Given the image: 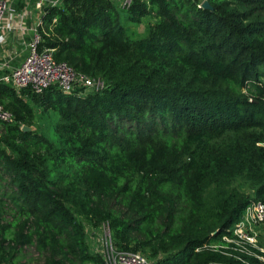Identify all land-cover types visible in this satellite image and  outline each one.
Returning <instances> with one entry per match:
<instances>
[{
    "label": "trees",
    "instance_id": "16d2710c",
    "mask_svg": "<svg viewBox=\"0 0 264 264\" xmlns=\"http://www.w3.org/2000/svg\"><path fill=\"white\" fill-rule=\"evenodd\" d=\"M203 1L46 10L39 49L104 87L35 93L0 82L13 115L0 122V264H22L26 246L40 264H104L85 223L107 224L116 249L155 264H238L195 248L264 201V0ZM147 17L144 36L129 34L124 18ZM29 100L56 115L54 139Z\"/></svg>",
    "mask_w": 264,
    "mask_h": 264
},
{
    "label": "built area",
    "instance_id": "2783aa9c",
    "mask_svg": "<svg viewBox=\"0 0 264 264\" xmlns=\"http://www.w3.org/2000/svg\"><path fill=\"white\" fill-rule=\"evenodd\" d=\"M122 1L129 4L131 0ZM62 2L63 0H0V43L12 35L25 51L21 62L15 67L7 68L0 76V82L17 92L29 88L35 93H42L50 86H56L63 93H70L77 88L100 90L104 87L102 80L76 71L66 61L56 60L53 49H39L42 42L39 27L42 25L43 15L48 8L60 6ZM0 67H8V64L1 63ZM258 84L264 88V77L258 80ZM0 122H13L12 113L2 104ZM227 231L219 241L196 247L195 251H218L234 258L238 264H252L250 257L264 261V201L249 202L240 218ZM101 232V238L91 249L101 254L104 264H155L154 259L141 252L116 249L107 224L101 226Z\"/></svg>",
    "mask_w": 264,
    "mask_h": 264
},
{
    "label": "rangeland",
    "instance_id": "374dc122",
    "mask_svg": "<svg viewBox=\"0 0 264 264\" xmlns=\"http://www.w3.org/2000/svg\"><path fill=\"white\" fill-rule=\"evenodd\" d=\"M118 5H122V0H115ZM154 20L152 18H143L140 23H130L124 18V22L127 23V30L129 34L133 35L135 38L144 36L147 32L148 22L152 23ZM29 104L32 107L34 112V121L35 125L38 126L39 130L43 132L47 137H55L53 130V121L56 115L49 111L44 110L42 106L38 105L35 102L29 100ZM248 192L251 193V190L248 189ZM6 219H9L8 215H5ZM85 229L87 232V240L90 248L93 244L96 243L98 239L101 238V226L93 228L88 223H85ZM142 253V252H141ZM144 254V253H143ZM145 255V254H144ZM146 256V255H145ZM17 260L22 264H40L41 258L38 253L34 250L32 246H26L18 252L16 255ZM154 259V258H152ZM158 259V256L155 258Z\"/></svg>",
    "mask_w": 264,
    "mask_h": 264
},
{
    "label": "crops",
    "instance_id": "0c3cea01",
    "mask_svg": "<svg viewBox=\"0 0 264 264\" xmlns=\"http://www.w3.org/2000/svg\"><path fill=\"white\" fill-rule=\"evenodd\" d=\"M25 51L16 43L12 35L7 36L3 43H0V64L7 63L8 67H0V76L5 73L7 68L17 66L24 56Z\"/></svg>",
    "mask_w": 264,
    "mask_h": 264
},
{
    "label": "water",
    "instance_id": "95a60500",
    "mask_svg": "<svg viewBox=\"0 0 264 264\" xmlns=\"http://www.w3.org/2000/svg\"><path fill=\"white\" fill-rule=\"evenodd\" d=\"M201 6L203 8H207V9H212L211 5L209 4V2L207 0H204L202 3H201ZM35 129V126L31 125V126H28V125H25L23 124L21 126V130L22 131H32Z\"/></svg>",
    "mask_w": 264,
    "mask_h": 264
}]
</instances>
